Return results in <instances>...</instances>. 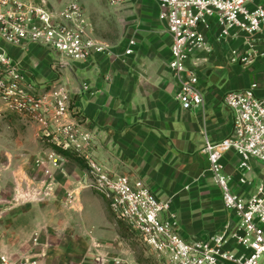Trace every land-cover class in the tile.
<instances>
[{"label":"crops","instance_id":"0c3cea01","mask_svg":"<svg viewBox=\"0 0 264 264\" xmlns=\"http://www.w3.org/2000/svg\"><path fill=\"white\" fill-rule=\"evenodd\" d=\"M150 2L126 0L117 6L140 7L131 12L136 15L131 55L124 54L127 42L85 61L68 60L60 73H54L51 53L38 44L9 45L7 51L21 62L25 79L40 89L60 78L73 91L72 106L94 136L92 155L100 164L131 180L142 179L158 197L171 200L184 238H204L226 223L233 226L236 217L224 209L201 149L205 137L218 142L231 134L233 116L223 104V95L252 82L263 87L264 58L241 63L231 51L242 47L245 36L228 39L199 64L202 107L184 110L168 67L171 36L156 11L150 10ZM216 30L213 25L205 32L208 42ZM83 82L90 90L77 93ZM5 114L11 116L0 113V117ZM28 123L11 133L12 118L0 119L4 131L0 134V256L6 255L8 264H22L24 259L45 264H133L123 260L130 252L108 218L106 200L87 186L86 165L81 168L62 157L59 167L50 166L52 175L46 177L34 160H45L48 151L37 138L38 126ZM222 163L232 189L247 193L249 188L237 183L239 157L228 152ZM251 165L261 175L262 165L253 159ZM23 185L40 191L51 188L50 196L16 202L12 193ZM92 209L105 221L97 232L88 227Z\"/></svg>","mask_w":264,"mask_h":264},{"label":"built area","instance_id":"2783aa9c","mask_svg":"<svg viewBox=\"0 0 264 264\" xmlns=\"http://www.w3.org/2000/svg\"><path fill=\"white\" fill-rule=\"evenodd\" d=\"M126 0H105L117 7ZM158 18L171 36L168 67L177 82L176 99L184 110L202 107L198 67L215 48L231 38L244 35L241 48L231 54L247 64L264 58V3L257 0H158ZM215 25L216 33L208 42L205 32ZM38 44L57 58L50 68L60 73L66 60L85 61L94 54L111 51V45L92 33V24L77 0L52 9L47 0H0V113H11L38 126L37 138L47 149L46 159L37 158L35 167L51 177L50 166L62 160L52 147L74 152L87 168L92 190L107 202L111 214L137 236L161 264H264V86L252 82L245 88L227 91L223 104L233 116L229 136L218 142L205 137L201 152L207 156L214 184L220 189L225 210L236 223L204 238H184L179 232L170 199L154 194L140 178L100 164L92 155L94 136L80 112L72 106L73 91L60 78L46 90L25 79L21 62L12 57L7 46ZM130 39L125 55L134 52ZM90 90L87 83L77 93ZM228 152L239 157L238 184L247 193H236L224 171L222 159ZM263 168L258 180L247 173L251 161ZM51 188L18 187V200L42 201ZM36 240V239H34ZM237 246L241 251L235 250ZM0 264H8L6 255ZM22 264H45L24 259Z\"/></svg>","mask_w":264,"mask_h":264},{"label":"rangeland","instance_id":"374dc122","mask_svg":"<svg viewBox=\"0 0 264 264\" xmlns=\"http://www.w3.org/2000/svg\"><path fill=\"white\" fill-rule=\"evenodd\" d=\"M70 0H47L48 5L52 9H58L65 5ZM80 5L83 7L86 16L89 18L91 24H92V33L97 38L104 40L108 42L111 45V48L115 45L124 44L127 43L128 40L131 38H134V30L132 29L133 25H135L136 22V15H131V12L136 13L138 10H140V7L137 3H133L132 5H126L124 8L122 7H112L109 6L105 0H77ZM151 7L150 10L152 12L158 15L159 8L157 7L156 0H151ZM125 9V11H124ZM158 9V12H157ZM142 11V10H141ZM124 12V13H123ZM134 36V37H133ZM52 59H56L57 57L54 54H50ZM68 61L67 59H65ZM5 114L0 117V119H7L12 118V121L15 123L14 126L10 128V132L14 133L17 129L25 128L29 123L24 118H21L17 115L11 114ZM4 131L0 127V134H2ZM255 162L253 161V164ZM34 166H35V160H34ZM255 169L256 164L254 165ZM259 171L263 172V168H260ZM247 176L249 178H253L256 181L258 180L259 173L252 170L251 172H248ZM32 187L28 185H23L22 187ZM13 199L14 201H21L18 200V192L17 187H15L13 191ZM108 218L114 225L115 229H117L118 234L120 236L121 241L123 242V247L127 250V252H130V255L126 253V257L123 260H131L133 264H161V261H158L155 256H153L149 250L146 248V246L143 244V242L134 234H132L127 226L120 222L118 219L113 217L111 214L108 215ZM105 226L104 217L99 215L98 212L95 211V209H92L91 211V219L89 221L88 227L91 231L97 232L100 231L101 227ZM197 237H202L198 235ZM195 237V238H197ZM135 262V263H134Z\"/></svg>","mask_w":264,"mask_h":264},{"label":"trees","instance_id":"16d2710c","mask_svg":"<svg viewBox=\"0 0 264 264\" xmlns=\"http://www.w3.org/2000/svg\"><path fill=\"white\" fill-rule=\"evenodd\" d=\"M52 149L59 155L63 156V158H65L66 160H69L75 164H77L78 166H80L81 168H85V162L84 160L77 156L74 152L69 151V150H63L59 147H52ZM120 221V220H119ZM122 222V221H120ZM123 223V222H122ZM124 224V223H123Z\"/></svg>","mask_w":264,"mask_h":264}]
</instances>
